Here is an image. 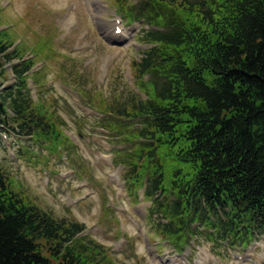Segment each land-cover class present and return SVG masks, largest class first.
Returning <instances> with one entry per match:
<instances>
[{
    "label": "trees",
    "instance_id": "trees-1",
    "mask_svg": "<svg viewBox=\"0 0 264 264\" xmlns=\"http://www.w3.org/2000/svg\"><path fill=\"white\" fill-rule=\"evenodd\" d=\"M126 13L157 28L144 31L151 48L135 63L149 77L147 99L110 107L141 125L137 149L120 161L129 188L146 187L154 230L176 247L204 229L219 246L248 248L264 236V0H143ZM13 47L1 32L0 76L19 62L15 83L0 91V124L57 144L53 114L34 105L29 83L45 75L31 74L26 49ZM164 148L179 164L169 183ZM85 230L30 203L0 169V264H96Z\"/></svg>",
    "mask_w": 264,
    "mask_h": 264
},
{
    "label": "rangeland",
    "instance_id": "rangeland-1",
    "mask_svg": "<svg viewBox=\"0 0 264 264\" xmlns=\"http://www.w3.org/2000/svg\"><path fill=\"white\" fill-rule=\"evenodd\" d=\"M142 1L0 0V33L12 38L13 49H26L36 74L46 73L38 86L30 76L33 101L53 114L61 134L57 144L37 142L0 124V169L30 203L58 219L82 223L86 230L80 237L98 246L92 256L96 264H264V236L234 249L209 241L211 231L202 229L185 247H176L148 219L145 188L129 189L130 169L120 161L130 160L137 149L140 141L132 130L141 125L108 113L113 105L147 99L137 87L144 80L135 63L151 48L144 31L157 28L130 21L126 13ZM98 4L104 10L99 20ZM8 66L0 89L15 83ZM161 157L169 183L179 164L173 149H162Z\"/></svg>",
    "mask_w": 264,
    "mask_h": 264
},
{
    "label": "bare ground",
    "instance_id": "bare-ground-1",
    "mask_svg": "<svg viewBox=\"0 0 264 264\" xmlns=\"http://www.w3.org/2000/svg\"><path fill=\"white\" fill-rule=\"evenodd\" d=\"M96 9H97V10H100V11H97V16H96L97 19H98V20H99V19H102V18H101V14H103L104 10L102 9L101 5L98 4L97 7H96ZM66 21L69 22V19H67ZM100 22H102V20H100ZM118 28H119V27H117V28H115V29H118ZM114 39H118V38L114 37Z\"/></svg>",
    "mask_w": 264,
    "mask_h": 264
}]
</instances>
